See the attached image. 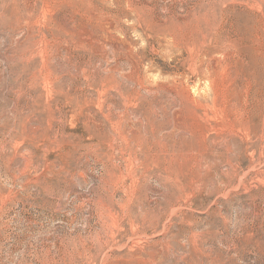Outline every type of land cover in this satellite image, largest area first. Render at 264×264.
<instances>
[{
	"label": "rangeland",
	"instance_id": "rangeland-1",
	"mask_svg": "<svg viewBox=\"0 0 264 264\" xmlns=\"http://www.w3.org/2000/svg\"><path fill=\"white\" fill-rule=\"evenodd\" d=\"M0 264H264V0H0Z\"/></svg>",
	"mask_w": 264,
	"mask_h": 264
},
{
	"label": "bare ground",
	"instance_id": "bare-ground-1",
	"mask_svg": "<svg viewBox=\"0 0 264 264\" xmlns=\"http://www.w3.org/2000/svg\"><path fill=\"white\" fill-rule=\"evenodd\" d=\"M245 1H246V0H245ZM247 1H250V0H247ZM245 12H247V11H245ZM248 14H249V13H248ZM248 16H249V15H248ZM248 27H250L249 24H248ZM251 27L254 28V27H256V25H255V24H251ZM256 28H257V27H256ZM256 30H257V29H256ZM254 34H255V33H254ZM251 36H253V35H251ZM234 45H235V44H234ZM231 46H232V45H231Z\"/></svg>",
	"mask_w": 264,
	"mask_h": 264
}]
</instances>
